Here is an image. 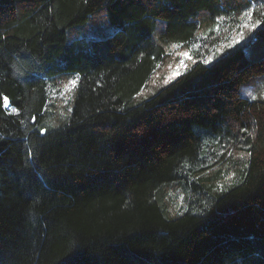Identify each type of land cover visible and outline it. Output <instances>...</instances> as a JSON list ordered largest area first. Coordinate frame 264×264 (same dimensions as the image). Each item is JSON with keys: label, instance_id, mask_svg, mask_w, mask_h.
Segmentation results:
<instances>
[{"label": "trees", "instance_id": "16d2710c", "mask_svg": "<svg viewBox=\"0 0 264 264\" xmlns=\"http://www.w3.org/2000/svg\"><path fill=\"white\" fill-rule=\"evenodd\" d=\"M257 51L264 0H0V264H264Z\"/></svg>", "mask_w": 264, "mask_h": 264}, {"label": "rangeland", "instance_id": "374dc122", "mask_svg": "<svg viewBox=\"0 0 264 264\" xmlns=\"http://www.w3.org/2000/svg\"><path fill=\"white\" fill-rule=\"evenodd\" d=\"M251 11L250 9L249 10H245L241 16H240V20L238 22L237 25L234 26L233 29H230L229 30V33L226 34V35H223V38L222 40L220 41V45L218 47H222L224 45H233L235 44L237 41H238V34L240 32L243 31L244 28H246L247 26L250 25V21H251V17L253 15V11L252 12V15L251 17H249L247 15V13ZM230 23V22H229ZM224 25V27H222ZM228 23L227 21H224V19H219L218 22H215L213 26H210L209 28H207V30L200 34L199 36L196 37V41L193 42L187 49V51H184V52H180V48H181V45L180 44H171L169 47H168V54L169 56L172 55V57H175L177 58V64L173 67L171 65L168 66V70H167V74L164 76V81H170L171 79H173V73L176 72L177 70L179 71V74H180V71L183 69L184 67V63H185V60L188 58L189 54L190 53V50L192 48H197L198 46H200L202 44V40H204V38L206 39V36L207 35H210L209 39H212L215 37L216 34H221L223 31H225L227 28H228ZM239 30V31H238ZM236 31L238 33H236ZM109 33H112V30L109 31ZM199 40V41H198ZM182 53H186L187 56H184L182 55ZM207 55H210V52L209 53H206L205 54V57ZM264 55V51H257L255 52V56H254V59H258L259 56H262ZM183 60V65H181V61ZM172 63V60L169 61L168 64ZM166 69V68H165ZM177 76V75H176ZM175 76V77H176ZM72 84V83H71ZM264 89V79L262 80H257L254 84H252L249 88H248V91L252 94V93H256V91H259V90H263ZM8 108V107H7Z\"/></svg>", "mask_w": 264, "mask_h": 264}, {"label": "snow or ice", "instance_id": "6c2138e0", "mask_svg": "<svg viewBox=\"0 0 264 264\" xmlns=\"http://www.w3.org/2000/svg\"><path fill=\"white\" fill-rule=\"evenodd\" d=\"M247 15L249 16V17H251V15H252V12L251 11H249L248 13H247ZM223 17H219L218 19H222ZM260 23V21H256V24H259ZM256 24H253L252 25V27L254 28L255 26H256ZM182 55H184V56H187V54L186 53H182ZM205 62H207V61H205ZM183 60L181 61V65H183ZM176 75H179V71L177 70L176 72H174L173 73V78L176 76ZM168 81L166 80L165 81V83H167ZM71 83L73 84V85H75L76 84V80H73V81H71ZM3 104H4V106L7 108V107H9L10 106V102H9V97L7 96V95H5V96H3ZM12 111L13 112H16L17 111V109L16 108H12ZM35 119V118H34ZM45 130L44 129H41V133H43ZM250 147V146H249ZM29 158H31V156H32V153L31 152H29ZM248 155H251V153H248Z\"/></svg>", "mask_w": 264, "mask_h": 264}]
</instances>
